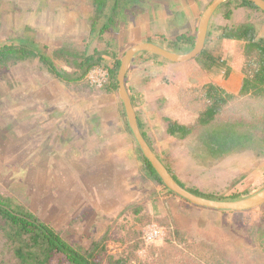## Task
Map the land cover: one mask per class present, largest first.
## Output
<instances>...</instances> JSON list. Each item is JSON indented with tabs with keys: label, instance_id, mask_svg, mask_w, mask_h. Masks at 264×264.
I'll use <instances>...</instances> for the list:
<instances>
[{
	"label": "rangeland",
	"instance_id": "1",
	"mask_svg": "<svg viewBox=\"0 0 264 264\" xmlns=\"http://www.w3.org/2000/svg\"><path fill=\"white\" fill-rule=\"evenodd\" d=\"M23 1L0 0V46L12 43L19 45L18 38L24 35L36 38L32 30L24 27L28 19L27 14L20 13ZM152 1L146 0V3ZM140 2L144 4V0ZM236 3L238 0L232 1V4ZM134 6L138 7L139 3ZM156 7L159 8V5ZM225 8L227 4L216 10L210 26L215 23V16ZM262 14L261 11L239 7L234 9L229 23H255L259 32L258 38L264 35ZM177 16L182 19L179 27L183 31L188 27V21L183 14ZM217 21L220 24L225 23L221 15L217 16ZM243 45L239 41L231 42L230 45L220 43L219 40L209 43L208 49L215 57L227 59L226 54H232L229 63L234 74L231 78L223 75L227 66L216 64L208 68L195 59L188 62L189 67H186L185 63L174 65L179 68L178 77L165 66V70H160L156 77L148 73V78L144 79V90L141 89L142 96H139V99H142L140 104H143L139 110L144 117L145 130L156 152L178 179L188 187L197 188L202 192L230 194L256 189L264 184V144L258 137L230 154L214 157L204 143L198 140L196 134L179 139L170 137L167 133L168 121L165 117L191 124L208 107L210 99L205 92L208 80L236 95L224 106L223 121L235 118L257 120L262 117L264 99L239 96L240 90H231L234 86L232 82L235 83L239 78V75L235 74L240 72V75H245L243 69L250 60L245 55ZM172 48L179 53L192 50L190 44L183 42ZM36 63V60L28 59L0 69V193L11 197L16 204L25 206L44 222L47 220L45 223L75 246L89 248L92 242L101 241L108 234L107 251L104 253L102 264H111V261L120 258H124L127 264H211L213 261L207 260L205 248L198 245L203 241L202 237L198 238L199 241L194 242L191 239L189 243H179L170 235L171 228L163 224L167 228L165 239L158 244L146 246L140 235L142 223L138 224L135 219L126 215L119 216V212L125 208L124 204L131 199V192L135 194L137 191L132 187L144 191V176L141 173L135 176L132 174L136 169L144 171L142 161L138 156L137 159H129V153L126 154L130 149L132 152L133 148L134 155L138 153L140 156L139 145L133 132L130 133L126 128L129 135L127 140L119 142L116 147H113L114 142L105 140L112 131L110 123L99 128L100 141L95 142H83V139L76 142L73 139L75 137L68 138L70 136L67 131L64 137L68 138L67 140L59 135L52 141L45 139V134L33 133L30 124L33 120L32 114H29L33 108L30 107L34 101L39 103L42 100L39 99L41 94H30L29 90L30 83L35 80ZM219 81L223 82L222 86ZM227 83L231 84V89ZM92 89L97 90L101 96L105 95L101 97L102 102L107 100L108 92ZM71 96L68 100L73 101ZM87 96L84 100L78 98L83 103L81 107L85 109L88 107L85 105ZM118 100L120 101V96L117 97ZM119 101L116 105L120 111ZM86 117L90 118V115ZM120 118L126 126L127 116L121 115ZM79 138H83V135H79ZM180 199L185 201L183 204L186 206L178 219H192L189 216L184 217L197 206L186 203L182 197ZM166 217L168 215H165L163 220L166 221ZM191 224L192 234L195 236L197 228L193 222ZM5 225L7 224L0 216V228L6 229ZM66 263L67 260L61 253L55 254L52 259V264Z\"/></svg>",
	"mask_w": 264,
	"mask_h": 264
},
{
	"label": "crops",
	"instance_id": "2",
	"mask_svg": "<svg viewBox=\"0 0 264 264\" xmlns=\"http://www.w3.org/2000/svg\"><path fill=\"white\" fill-rule=\"evenodd\" d=\"M140 1L142 0L136 2L139 3L138 7L130 5L129 9L117 18L111 29L104 33H100L99 31L104 23V18L102 21L100 20L101 22H98L97 31H92L91 19L95 14L93 0H24L22 2L24 5L20 3L23 6L20 13L27 14L28 20L24 27L35 33L36 38L33 36L34 41L54 60L56 66L74 73L76 70H80L76 65L68 63L67 58L71 62L77 63L81 62L85 55H92L97 52L102 55L103 63L108 62L114 64L116 60H122L125 55L124 53L128 49L145 43H153L171 51L178 52L172 47L177 45L178 42L176 40L182 33L196 35L197 39L201 17L212 0H153L151 3H146V0H144V4ZM157 4L159 8L156 7ZM165 5L168 7L166 8ZM159 13L161 14V18H159ZM181 14L188 21V27L184 28L183 31L179 27L182 19H178L177 16H181ZM219 19L221 18L219 17ZM216 22L220 24L218 21ZM261 37H264V35L258 38ZM211 40L208 43L206 40L205 47H208L210 42L216 40L227 45L236 41L232 39H220L216 35ZM59 49L70 52L72 55H66V58L62 56L60 58L54 57V53ZM226 55L227 59H224V57L221 58V56L220 59L228 68L226 77L231 78L234 74L229 63L232 54L229 52ZM164 58L161 55L143 50L132 57L127 70L126 86L131 95L137 116L142 120L143 125L145 122L144 117L139 110V107L142 108L143 104H140L142 103V99H139L141 98L139 96H142L141 89L144 90V79L148 78L147 74L149 73L156 77L158 73L165 70V66L168 71L174 73L175 77H178L179 68L174 65L177 63H185L186 67H189L187 65L188 62L195 60L191 59L185 62L170 61V63L164 61ZM34 60L37 62V70L35 71V80L30 83L29 90L30 94L36 92L41 94L42 97L39 99L42 100L39 103L34 101L30 107V109L33 108L29 113L32 114L31 118L33 120L30 124L32 125L33 133L36 135L45 134V139L52 141L54 137L57 139L59 135L63 139L67 131L69 133L68 136H70L68 138L75 137L73 139L76 142H81L82 139L84 140L83 142L86 140L95 142L96 140L100 141L99 128L110 123L112 124V131L111 134L108 133V138L105 140L114 142L113 147L119 145V142L127 140L129 135L124 120L120 118L121 113L118 105H116L119 101H117L118 96L116 93L106 94L107 100L102 102L101 97L105 95L101 96L97 90L92 89L85 78L75 82L61 80L50 73L38 57L34 58ZM197 62L204 65L203 60L198 59ZM204 67L206 66L204 65ZM212 69L210 70L211 72L213 71ZM235 75H239V78L235 83L232 82L234 86L232 87L229 83L227 85L230 89L232 87L231 90H240L244 74L240 75V72H237ZM196 77L198 76L196 75ZM219 82L222 86L223 82ZM85 89L91 92H85ZM70 95H72L71 100L73 101L68 100ZM85 95L88 97L87 104H85L88 105L87 109L81 107L83 103L78 100V98L84 100ZM111 114H113L112 117L110 116ZM87 115H90V118H87ZM79 135H83V138H79ZM85 135L87 136L84 138ZM169 136L171 137V135ZM68 138L64 139L67 140ZM133 151L132 148V152L131 149L126 152V154L129 153L128 158L137 159L138 156L141 159L139 154L134 155ZM154 152L157 154L156 151ZM140 173L144 176V191H139L138 188L132 187L137 191H135V194L131 192L132 197L124 204V207L131 204V202H138L144 208L138 214H135L133 211L122 213L123 210H121L119 216L126 215L127 217L133 218L136 223H142L141 226L149 222H169L170 215L166 207V201L169 199H174L179 208L177 212H182L186 206L183 204L185 201L170 193L165 186L156 184L148 177L145 171L140 172L139 169H136L132 174L135 176ZM186 203L189 204L190 201H186ZM190 204L197 207H195L196 209L188 211L184 218L189 216L193 219V225L195 224L197 228V235L194 236L192 234V224H184L180 227V236H175V241L189 243L191 239L195 242V240L199 241L198 238L202 237L201 240L205 241L204 251L207 260H211L210 256L212 255V253L209 255V251L211 250L209 245H213L214 243H221L222 245L225 240H228L227 231L225 230L230 229L233 225H236L235 229L240 228L241 243L244 245L246 236L243 230H245V226L248 228L264 216V204L242 211L219 210L199 206L194 203ZM209 209L217 211L212 212ZM165 215H168L166 221L163 220ZM180 221L184 223L186 220ZM45 222L48 221L45 220ZM5 226L6 229H2L3 227L0 228V264H17L15 254L16 243L10 237L11 227L9 225ZM109 227L108 229H110ZM238 234L239 231H236V235ZM200 243L198 245H201ZM226 247L228 248V246ZM212 261L213 263L216 262L214 259Z\"/></svg>",
	"mask_w": 264,
	"mask_h": 264
},
{
	"label": "trees",
	"instance_id": "3",
	"mask_svg": "<svg viewBox=\"0 0 264 264\" xmlns=\"http://www.w3.org/2000/svg\"><path fill=\"white\" fill-rule=\"evenodd\" d=\"M232 1L233 0H226L221 4H227V8L221 11L217 16L221 15L225 24H218L216 22L217 16H215V23L209 27L207 43L208 41H212L211 39L216 35L220 39H232L244 44L243 49L245 55L248 59L250 58V60H248L247 65L243 69L245 75L242 87L239 91V96H252L263 100L264 37L257 38L259 32L255 23L251 21L241 25H233L230 24L229 21L232 19L234 9L239 7L261 11L263 12L262 15H264V11L250 0H238V3L235 5L232 4ZM136 2H138V0H93L95 14L91 19L92 31H97V24L101 18H104V23L99 29L100 33L110 30L117 18L122 16L129 9L130 5H134ZM211 2L212 1H210V3ZM110 3L111 5L107 11ZM18 40L19 45L12 43L0 46V69L8 67L11 64H17L18 62L38 57L40 62H42L54 76L61 80L75 82L86 78V74L92 67L103 64L102 55L97 52L92 55H85L82 61L77 63L71 62L67 58L68 63L76 65L80 70L71 73L65 69L58 68L54 60L34 41L33 36L24 35L19 37ZM176 42L188 43L191 45V48H193L196 43V35L183 33L177 38ZM66 55L71 56L72 54L70 52H65L63 49H59L54 53V57L56 58H60V56L64 58ZM197 58L203 60L204 65L209 68L214 67L216 64L219 66H226L220 57H215L213 55L208 47H205L203 51L193 59L198 60ZM164 61L170 62L167 58H164ZM120 66L121 59H118L110 70V84L103 88L89 86L91 88L102 89L108 93H116L120 96L118 81ZM227 72L228 68L224 72V76L228 74ZM205 92L207 98L210 99V103L193 123L185 124L170 117H165L168 121L167 133L169 135L178 137L179 139H185L192 134H196L198 140L204 143L214 157H223L236 149L245 147L248 143L253 141L255 137H258L260 142L264 144V113L262 117L257 118V120L235 118L223 121V108L231 99L236 97V95L228 93L223 87H220L211 80L206 82ZM119 102L120 113L123 117H126L124 104L121 99ZM125 123L128 131L132 133L128 121ZM139 124L150 146L156 151L145 130V124L143 125L140 118ZM139 153L143 170L148 177L156 184L165 186L173 195L181 197L165 185L151 162L142 152L139 151ZM157 155L162 160V157L158 153ZM166 166L182 186L199 196L210 199L237 200L264 188L263 184V186L256 187V189H246L243 192H234L230 194L202 192L197 188L188 187L177 178L168 165ZM185 200L188 201L187 199ZM166 207L168 208L170 221L161 222V224H166L171 228L170 235L175 239V236H180V227L184 224H191L193 219H186L184 223L178 219L180 212H177L178 204L174 199L167 200ZM143 208V205L134 202L125 206L122 213L133 211L135 214H138ZM0 216L5 223L11 227L10 237L17 243L15 249L17 264H52V259L57 253L64 255L67 260L66 264H102L104 253L107 251L106 241L109 237L108 234H106L101 241L92 242L89 248L75 246L63 238L57 230L42 221L31 210L23 205L16 204L11 197L4 196L1 193ZM235 227L236 225H233L230 229L225 230L227 231L228 240H225L224 244L214 243L215 245H209L211 249L209 255L212 253L211 260H216V262H211V264H264V216L259 218L255 224L248 228L245 226V230H243L246 236L244 245L241 243V230L240 228L235 229ZM236 231H239L238 235H236ZM200 244L205 247L204 240L201 241ZM226 246H228V248ZM110 263L127 264L124 258L111 261Z\"/></svg>",
	"mask_w": 264,
	"mask_h": 264
},
{
	"label": "water",
	"instance_id": "4",
	"mask_svg": "<svg viewBox=\"0 0 264 264\" xmlns=\"http://www.w3.org/2000/svg\"><path fill=\"white\" fill-rule=\"evenodd\" d=\"M226 0H212L208 7L203 12V15L199 24V32L196 39V43L192 50L186 53H179L171 51L162 46L145 43L141 45H136L128 49L121 60V66L118 73L119 81V95L122 100L128 124L135 135V138L139 144V151L151 162L155 170L158 172L162 178L165 185L173 192L177 193L181 197L187 199L191 203H194L199 206L219 209V210H233V211H242L252 209L264 204V188L259 191L237 200H215L199 196L186 187L182 186L178 180L173 176L171 171L168 169L166 164L160 159V157L154 152L149 142L142 133L138 116L134 108L131 95L126 86V74L132 57L140 51L146 50L152 53L161 55L170 61L173 62H185L195 58L200 54L206 45L208 28L210 20L217 10V8ZM255 5L260 7L264 11V0H250Z\"/></svg>",
	"mask_w": 264,
	"mask_h": 264
},
{
	"label": "built area",
	"instance_id": "5",
	"mask_svg": "<svg viewBox=\"0 0 264 264\" xmlns=\"http://www.w3.org/2000/svg\"><path fill=\"white\" fill-rule=\"evenodd\" d=\"M114 64L103 63L92 67L86 74V81L90 86L103 88L110 84L111 68ZM167 236V228L157 222H149L141 228V240L146 246L158 244Z\"/></svg>",
	"mask_w": 264,
	"mask_h": 264
}]
</instances>
